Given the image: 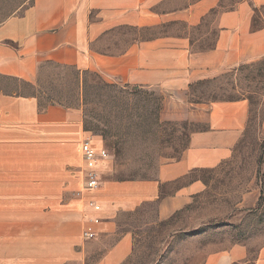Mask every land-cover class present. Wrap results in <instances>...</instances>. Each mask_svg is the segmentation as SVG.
I'll return each mask as SVG.
<instances>
[{
	"label": "crops",
	"instance_id": "1",
	"mask_svg": "<svg viewBox=\"0 0 264 264\" xmlns=\"http://www.w3.org/2000/svg\"><path fill=\"white\" fill-rule=\"evenodd\" d=\"M262 1L250 0L254 5ZM219 3L220 0H196L183 8L178 0H32L22 14L0 24V81L11 79L31 84L39 66L45 63L95 72L108 83L163 94V120L205 125L203 131L190 136L182 157L161 165L153 180L109 179L107 173H102L107 163L103 162L99 167L101 186L81 194L76 201L78 211L68 214L70 235L57 246V253L52 229L46 230L45 241H34L28 256L23 255L19 233L1 230L0 264L136 261L142 233L130 227L128 217L154 203L155 218L164 223L192 205L195 197L205 191L204 183L191 178V172L211 168L229 156L247 127L248 104L241 100L188 106L187 86L210 77L213 72L261 58L264 29L250 30V9L243 2L234 11H217L214 15L212 24L217 27L218 35L209 50H192L188 36L170 33L141 42L131 40L124 49L109 44V39L118 29H143L165 23L197 26L219 8ZM85 135L78 111L59 104L41 105L34 95L9 93L0 86L1 184L69 183L71 162L74 167L82 162L79 149ZM188 176L182 185L181 181ZM17 192L15 186H2L0 197H22ZM31 193L25 197H54L48 189L41 195L36 194L37 188ZM251 193L258 198L256 190ZM89 203L100 209L81 207ZM51 209L46 210L47 214H52ZM0 214L21 212L14 209ZM82 227L91 229L92 240L80 239ZM37 234L35 231L36 238ZM169 240L176 251L181 241ZM230 246L225 252L207 253L202 260L190 264L241 262L245 256L242 245ZM252 264H264V243Z\"/></svg>",
	"mask_w": 264,
	"mask_h": 264
},
{
	"label": "rangeland",
	"instance_id": "2",
	"mask_svg": "<svg viewBox=\"0 0 264 264\" xmlns=\"http://www.w3.org/2000/svg\"><path fill=\"white\" fill-rule=\"evenodd\" d=\"M195 1L178 0V3L185 8ZM243 2L250 9V30L264 29V1L254 5L250 0H220L219 8L212 10L197 26L165 23L143 29H118L112 32L109 44L124 49L131 40L141 42L170 33L188 36L192 50H209L218 35L217 27L212 24L214 15L217 11H234ZM31 4L32 0H0V24L22 14ZM0 86L9 93L34 95L41 105L59 104L78 111L86 133L79 149L82 162L78 167L71 162L69 183H0V191L2 186H15L22 195L0 197V213L14 209L21 212L0 214V231L19 233L24 256L29 255L35 240H46L45 232L49 229L53 230L52 241L57 253V246L70 235L68 214L78 211L76 201L81 194L96 190L85 189L88 171L81 154L83 143L88 142L95 150L107 153L102 173H107L109 179L153 180L161 165L182 157L193 133L205 129L204 124L161 119L163 94L108 83L95 72H79L71 67L45 63L39 66L33 83L2 79ZM185 97L188 106L246 101L247 127L225 160L211 168L191 172V178H198L206 187L192 205L164 223L156 220L154 203H148L138 209L136 215L128 217L129 226L142 233V244L136 261L131 259L124 264H190L202 260L207 253L225 252L234 243L242 245L245 256L241 262L233 264H252L264 243V55L253 62L213 72L210 77L188 85ZM103 162L97 167V188L101 186L99 167ZM35 188L38 195L48 189L54 197H25L34 194L31 191ZM253 190L257 191L258 198L253 197ZM243 195H246L244 200ZM95 205L89 203L81 207L96 211ZM50 208L52 214H47ZM87 232L92 233L90 228L82 227L80 239L94 238H87ZM169 239L181 241L176 251ZM191 239L196 241L187 242Z\"/></svg>",
	"mask_w": 264,
	"mask_h": 264
},
{
	"label": "built area",
	"instance_id": "3",
	"mask_svg": "<svg viewBox=\"0 0 264 264\" xmlns=\"http://www.w3.org/2000/svg\"><path fill=\"white\" fill-rule=\"evenodd\" d=\"M81 154L84 160L85 169L88 176L86 190H94L98 187V171L97 167L108 157L107 153L104 150H95L90 143L85 142L81 146ZM93 208L98 211L99 206L95 205ZM87 238H92L93 233H85Z\"/></svg>",
	"mask_w": 264,
	"mask_h": 264
},
{
	"label": "trees",
	"instance_id": "4",
	"mask_svg": "<svg viewBox=\"0 0 264 264\" xmlns=\"http://www.w3.org/2000/svg\"><path fill=\"white\" fill-rule=\"evenodd\" d=\"M260 200H261V197H260Z\"/></svg>",
	"mask_w": 264,
	"mask_h": 264
}]
</instances>
